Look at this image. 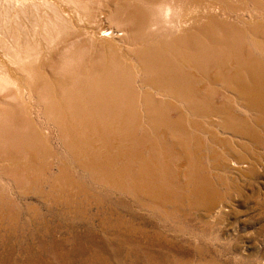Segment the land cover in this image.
Segmentation results:
<instances>
[{
    "label": "rangeland",
    "instance_id": "obj_1",
    "mask_svg": "<svg viewBox=\"0 0 264 264\" xmlns=\"http://www.w3.org/2000/svg\"><path fill=\"white\" fill-rule=\"evenodd\" d=\"M60 1L58 3L59 5L61 3ZM134 1L136 4L133 3ZM164 1H171V0H164ZM174 1L175 3H178L177 5L179 6L181 5L180 7L176 5L178 8L175 7L174 12L173 10L171 12L169 10H165L164 12H159L158 11L159 7L157 8V6H155L154 8L153 5L150 6L148 2L145 3L141 1L138 2V0L137 1L133 0L132 2L133 7L137 5L141 6L140 7L141 9L139 11H136L137 15H138V12L140 11L142 12L139 14L142 17L140 21L141 22L145 20L149 21V22L145 21L148 23L143 22L142 27H140L141 29L139 28L140 30H138L140 36L146 35L147 38H145L144 36L141 37V39L145 38L143 39L144 41L141 40L140 38L139 40L135 39L133 36H131V35H134L133 33H130L129 34L130 36L125 35L124 31H120L118 32V34L116 32L112 35L114 37H116L117 35L118 36L123 35V36L121 37L117 36L116 38H114L110 35L111 37L108 36L107 41L103 40V43L101 44L99 43L102 42V39L101 40L96 39V41L89 40L91 43H89L87 39V44H91L90 45L91 51L93 50L92 51L93 55H92V52H90L92 57L93 56L96 57V55L98 56L100 52L102 54L101 50H103V52L106 51L105 53L107 54H110L113 51L115 52L114 54H116L115 56L118 58V60L120 59V61L122 60L121 62H123V63H120L119 61L118 66L115 65L116 67L111 65L112 68L115 69L116 71L119 68L117 72L116 71L113 72L114 70L110 69L111 68L110 65L109 66L107 65L108 69L105 68L107 66H104L105 62L103 60L100 61L101 67L99 68L101 69L96 70V73H95V70L94 72L93 71L88 72L90 69L89 68L87 69L88 67L87 64H84L86 66L82 67V70L83 71L85 70L84 73H86L87 75L89 73V75H92L90 77H95L94 78L95 80H98L97 78L101 76L100 77L101 79L106 78L104 79V81L107 83L108 77H109L110 78L109 84H113L115 87L116 85H118L115 90H111V89L108 90L109 96L115 95L113 97H115L116 99L118 98L117 99L118 103L120 102L121 104V105L119 104L120 111L126 113V115L129 113L127 115L129 120L127 119L126 124L128 127H131V128L126 127L125 123H124L125 126H123L124 125L123 123H118L121 120L116 121L115 122L116 124H113V123L111 124V127L114 125L113 126L114 128H112L114 134L118 132L116 134L117 137L119 136L122 137L123 133H126V132H127L126 133L127 135L129 134L128 135L129 138L127 140L128 143L123 142V145H122L121 141H120L121 144L117 142L115 146L116 149L114 148L113 152L111 150L109 151L108 149L104 148L105 141L103 140L101 142H98V144L100 145V151L95 152L93 148L85 147L84 150H86L89 155L84 156L83 153H81L82 154L81 155L80 153H77L76 151L70 149L65 144V140L63 141V138L60 135L59 127L56 126L57 124L53 121V119L49 118V116L47 115L48 114V111L46 108L47 105H44V100H43L44 98H42L40 91L38 92L35 91L34 94L31 96L28 90L27 91L25 90V92L23 91L20 92L17 89L16 85H13V84L10 85L9 82L7 83L4 82V86L0 87V113H1L0 120L1 119L7 120L5 121V123L1 121L0 126L3 127L5 131H9L8 133L18 132L17 134L21 133L20 135H23L25 138H27V135L31 133L33 134L35 133L36 130H38L42 134L41 136L43 138V142L40 144L34 145L33 142H30V143L28 142V144L26 143L23 146V147H27V149L33 152V154L35 153L36 157H38V160L42 162L41 163L42 165L41 164L38 165L34 163V161H31L30 158L27 156V154H25V151L23 150V148L16 147V145H14V143L12 142H15L16 144H18V141H16L14 138H11L10 142H5L4 145L0 146V264H264V146H261V145H264V141H263L264 135H261V134H264L263 133L264 123L261 122V121L264 122V119L262 120V118H264L263 117L264 113L263 115H261L262 111L260 110V109H264V106H260L257 103L255 104L250 103L249 101L247 102L246 100H239L238 98L239 92H238V87L236 85V82H233L227 79V76H230L231 74H235L237 76V80H240V78H242V80L240 81L248 85V84H252V80L255 81L257 79V74L260 71L264 72V56H263L264 47L258 44L259 42L264 40L263 39L264 31H262L264 29V0H233V1L225 0L226 3L224 0H220V1L215 0L217 1V2H214L215 6L217 3V6L220 8H217L214 11L211 10L210 8H209L210 10L208 8H197L194 5H192L191 0H185V1L184 0H174ZM204 1L208 5L211 0H204ZM218 1L220 4H224V5H219ZM222 1L224 3H222ZM181 2L185 3L184 6L183 4H180ZM211 3L209 5H211ZM144 4H146V7ZM155 4L157 5V3H154V5ZM229 4L231 5L229 6ZM236 4H238L237 7H235ZM226 5L228 6V9ZM61 6L62 8H64L63 7L64 5H60V7ZM142 7L144 10L142 9ZM222 7H224L227 11L223 9ZM60 9L61 8H58V10L61 13L63 9L61 10ZM146 9L148 13L146 12ZM181 9H182V12H180ZM219 9L220 10L222 9L221 12ZM183 10L185 13L183 12ZM187 11L189 12L188 14H187ZM153 13L155 14L152 17ZM190 13H192V15ZM216 13L218 14L220 13V14L219 15L217 14L216 16ZM146 14H148V16ZM194 14L196 16H194ZM72 15L73 17H70L71 19H76V17L77 19L75 20L74 26H72V24H70L69 21L67 22L68 26L69 27L71 26L70 28L68 27V31L70 32V29L72 28L75 29V30L72 29L70 32V33L74 32L73 35H75L76 29L79 27V25L80 27L78 29L80 28L82 29L83 24L79 20L80 18L78 17L77 14L76 16L75 14H72ZM180 15H182V17ZM201 15L202 17H200ZM145 16L147 17V19ZM150 16H151V19L154 20V22L150 21L151 20ZM156 17L158 18L157 20L155 19ZM160 17H162V19L164 20H162ZM185 17H188L189 20L187 19L188 21H186ZM213 17L214 19H212ZM196 18L200 20L202 19L203 21L202 20L199 21ZM158 20H160V22ZM165 20L167 23H170V24H167ZM196 20L199 22H197ZM221 20L223 21V23ZM162 21H163V25H162ZM204 21L206 23L210 21L211 22L208 25L204 23ZM226 22L228 23L226 24ZM230 22L234 25H232ZM103 23H104V26H107V28L109 29L110 28H113L116 30L118 29V27L114 25L115 23H112L111 21L109 22L103 21ZM150 23H151V26H150L151 29L150 28L146 29V27H149L148 24ZM198 23H199V26H197ZM156 24H158L157 27H159L160 29L157 27H154V25ZM224 24L226 25L225 27H223ZM184 25H185V28L183 27ZM143 26L145 27L143 28ZM213 26H215V28ZM256 26H259V27H257L256 29L255 28ZM203 27H205L204 29L208 30V32L202 29ZM210 27H213L214 30H212V28L210 30ZM201 29L203 30V32ZM260 29L262 32L260 31ZM195 30H196V34H194ZM209 30L211 31L213 35L210 33ZM255 30L257 31L254 32ZM111 31L106 33V35H109ZM191 31L192 33L189 34V32ZM217 33H218V36H217ZM81 34H79L81 36L79 37L80 38L83 37L82 40L87 38L85 37L86 35H83V34L81 35ZM161 34L164 36V39L161 38L162 37ZM184 34H186L185 36H187V38H190L191 43L190 44L182 43L184 45L183 47V45L181 43H178L176 39L180 35L185 38ZM201 35L203 39L201 38ZM227 35L228 37H231V38H228ZM124 36H127V37L124 39ZM219 36L223 38V40ZM34 37L37 40L38 38H40L39 35H34ZM72 38L74 40V37H71L70 40H72ZM212 39H214V42L216 41L217 43L212 42ZM109 40L111 42H109ZM126 40L128 41V43L126 42ZM194 40L195 41L198 40L199 42H195ZM200 40H202V42ZM203 40L206 41V45H203L205 44ZM224 40H225V43H224ZM207 41L209 45L207 44ZM221 41H223L224 44L220 43ZM140 42L142 45H140ZM200 42L203 48L199 46ZM104 43H105V46H101V45H104ZM176 43H178L179 45ZM237 43H239V45ZM173 44H174V48L176 47V45L179 46V47H176L177 53L175 49L172 48ZM62 45L63 44L61 45L59 44L57 45V47L58 46L60 47ZM98 45H100L101 47L100 50H98ZM110 45H112L113 47ZM151 45L154 46V47L152 46L153 50L158 49L160 50V52L162 49L164 50V51L162 50L163 52V53L161 52L162 54L160 53L161 55L160 57L156 55L155 50L154 51L152 50ZM164 45L167 48L164 47ZM189 45L192 48H190V50H187L189 48ZM209 46L211 47L210 49H209ZM244 46L246 47L244 48ZM143 48H144V51H143ZM145 48L149 51V53L145 51L146 50ZM206 48H208L207 52H206ZM260 48L262 50H260ZM109 49L112 51L110 52ZM183 49L184 51H181ZM194 49L197 50V52ZM211 49L212 50L215 49L213 50L214 53L212 52ZM236 49L239 51H236ZM97 51L98 52L100 51V52L98 53ZM136 51L137 53L139 52L138 55ZM151 51L154 52V54L156 55V58L159 57L160 59L159 58L158 60L153 59L155 58V56L147 57L148 54H152ZM200 51H203V53H200ZM224 52L226 53V55ZM126 53L128 54V56ZM210 53L214 54L215 57L214 55ZM234 53H238V56H235ZM250 53H253L256 56ZM142 54H145V55H142ZM163 54L166 56V60ZM182 54H187L188 56H182ZM198 54H201V56ZM227 54L229 55L230 59L228 58ZM2 55L3 54L0 53V60H1L0 64L3 62L5 63V58L2 57ZM171 55H173V57H171ZM144 56H146L147 58ZM178 56L181 60L178 58ZM197 56L200 58L201 61L203 60L204 62L202 61L201 63L200 60H198L199 58ZM226 56L228 59L226 58ZM258 56H261V57H258ZM139 57L140 59H138ZM161 57L163 58L161 59ZM181 57L182 58L186 57L189 63L186 62L184 64L183 62L184 58L182 59ZM190 57L191 59H189ZM142 58H145V60H147L148 58L153 59L154 61L156 60V62L158 63H161L162 61V65H164L165 66L164 68L168 71L166 72V76L168 73L171 75L174 73L173 75L175 78L174 77L168 78V79H173V81L172 80L167 81L165 77L162 75V73L160 74L157 69L155 70V73H156L155 76L154 74L146 75L145 73L147 71L142 68L143 67L142 65H144V62L141 61V60H144ZM192 58L195 59V62H196L195 65H194V59ZM205 58L207 59L210 58L211 60L209 59V61H213L212 63H215V64L212 65V63L209 62ZM221 58L222 59L224 58L225 60L224 59L222 60ZM243 58L248 59V60H245ZM260 58L262 62L260 61ZM176 59H178L180 62H178V60ZM205 60H206V63H205ZM217 60H219L220 62ZM171 61H173L172 62L173 65L170 64ZM176 61L177 63L175 64ZM215 61H217L218 63ZM148 62H150V60ZM166 62H169V63L166 64ZM229 62L232 64L230 65ZM257 62H258V66H257ZM244 63H252L251 65L253 66L256 65V66L252 67L251 71L243 68L242 66L239 67L240 65H243ZM201 64L205 66L202 67L203 65ZM223 64L225 66L222 67ZM119 65L121 66V68L119 67ZM195 67H198V68H195ZM205 67L206 69L208 67L207 74H206L207 71H205L206 70ZM228 67L230 70L228 69ZM131 68L132 70H130ZM199 68H200V71H196V70H199ZM209 68H211V70ZM233 68H235V70L232 71ZM174 69H176V71ZM181 70L183 71V73ZM103 71H105V73ZM106 71L108 72V74ZM126 71L127 72L131 71V72L127 73ZM238 71H240V73ZM102 72L104 75L103 74L100 75V73ZM246 72H247V75H246ZM48 73L49 75H52L50 71H48ZM128 74L129 76H126ZM190 74H192L191 75L192 77H189ZM248 74L251 76H249ZM109 75L112 76L114 81H116V79L117 81L113 83L112 81L113 79ZM203 75L205 78L202 77ZM207 75L213 78L210 79ZM194 76L196 78H194ZM214 76L216 77L214 78ZM150 77L151 78L153 77L154 79L153 78L151 79ZM163 77H164L165 84L163 80L161 79ZM197 77H198V80H197ZM0 78H1L0 82L3 83L4 81L3 76H0ZM23 78L26 79V77L24 76ZM155 79L156 81H154ZM180 79H183V80L185 79V80L183 82V81H180ZM152 80L153 82L151 83ZM189 80H191V82ZM99 81L102 83L103 80L99 79ZM118 81H120L119 82L120 84L118 83ZM142 81L143 82L145 81L144 83H142L143 85L141 84ZM203 81H205V83L209 82L208 83L209 85L205 84ZM157 82L159 85L157 84ZM172 82H174L175 85H173L174 83L172 84ZM195 82H197V84ZM214 82H216L215 85H214ZM150 83L153 84L154 86L151 85ZM183 83L184 85L189 83L188 84L189 87L188 85H185V86L183 85L182 87ZM194 83L196 84V86L194 88H190L191 85L192 87L195 85ZM125 84L126 86H124ZM171 84L172 86H170ZM166 85H168L169 88ZM198 85H201V86L199 87ZM204 85L206 86L204 87ZM149 86H152V87H149ZM160 86L162 87L165 86V89H170V91L173 90V87H174L175 89L174 91H171V93H174L175 90L177 92H175V94L172 95L169 90L164 89L165 90L164 92L163 88ZM207 86L210 89H207L206 88ZM223 86L225 90L223 89ZM5 87L6 88L9 87L8 90L5 89ZM159 87L162 88L163 94H159V93H162V90H160L159 92ZM263 87H262V90L264 91ZM102 88H105V87H102ZM132 88L136 90L134 91ZM218 88H220V90ZM125 90H128V91H125ZM150 90L151 91L153 90L152 93ZM156 90L158 91L156 92ZM184 90H187V91L184 92ZM191 90H193L194 92L198 90L196 92V93L199 92L198 95ZM147 91H149V93ZM181 91L182 93H185V94L186 92L188 93L190 92L192 93V96L196 94L197 97L195 96L192 97L190 93H189L190 96L188 93H187L188 95L179 93ZM209 91L210 93L208 94ZM204 92L206 95L204 94ZM215 92H216V95L219 94V96H215L214 94ZM121 93L122 94L126 93L123 96L127 95V97H123ZM225 94L226 95L228 94L230 97L232 95V99L228 95L226 96ZM119 95L122 96L121 98L122 100L121 99L119 100V98L121 97ZM171 95L172 97H174L173 99L171 98ZM177 95H179L178 96L179 98L177 97ZM139 96L141 97L139 98ZM187 96L189 97L187 98ZM210 97L211 99L212 98L214 99H212L211 101L209 100ZM138 98L140 100H138ZM185 98L189 99V101ZM206 98L208 102L207 100L205 101ZM123 99L126 101H124ZM131 99L132 101H130ZM153 99L156 100L157 103H155ZM175 99L177 101H175ZM192 100L195 102L197 101V102L194 103ZM229 100H231L232 102ZM128 101H130L131 103L135 101L133 103L134 106ZM146 101H147V104H146ZM169 101H172V102H169ZM221 101L222 103H220ZM126 102L128 106L126 105ZM203 102L205 103L204 105H202ZM209 103L212 104L213 106L210 105ZM240 103H243V106ZM177 104L179 105V107ZM189 105L190 107H188ZM208 105H210L209 107L211 109L208 107ZM158 106L160 110H161L160 107L163 106L162 107L163 110L159 111ZM181 106H182V110H181ZM223 106L225 109L223 108ZM248 106L250 107L248 108ZM185 107L187 109H184ZM192 108L194 109L192 110ZM215 108L216 110H218L220 114L215 110ZM179 109L181 111H183L184 109L183 113L185 115L182 114V112L180 113ZM246 109H248L249 111L248 110L246 111ZM148 110H150V113ZM250 110L252 111V113ZM190 111L193 113H191ZM195 111H197V113ZM132 112L133 113L136 112L135 113L136 115L132 114ZM199 112L202 115H199L198 114ZM231 113L233 115H231ZM149 114L151 117H149ZM158 114H161L162 116ZM214 114L216 116H214ZM225 114H227L229 117L228 116L226 117ZM152 115L154 116L152 117ZM156 115H157V119H156ZM104 117H106V119H104L103 121L102 119ZM158 117H161V118H158ZM178 117H180V119H178ZM230 117H231V120H230ZM103 118H100V115L97 116V119L99 121L101 120L99 122L100 125L104 123L103 126H105L106 130H108L107 124H108L109 115L105 114L103 115ZM164 118H166L167 120ZM217 118H219V121L217 120ZM11 119L13 120L15 119V121L18 123L17 126H15L14 124H11ZM163 119L166 121L165 123ZM209 119L210 120L212 119V121H210ZM245 119L249 121V123ZM89 120L91 123H94L96 121L95 119H92V118H89L88 121ZM223 120H226L224 122L227 124H225ZM252 120H253V123H252ZM227 121L229 122V124ZM177 122H178V125H176ZM184 122L186 123L185 126H184ZM207 122H209L210 124H213L211 122H214V123L216 122L218 125L217 124L210 125ZM242 122H245V123H242ZM138 123H140V125ZM158 123H162L161 127H160V124L158 126ZM167 123H170V124L166 125ZM254 123L257 125V127ZM19 124L23 126H21L20 128ZM30 124L32 125V127L30 126ZM95 124H98L97 121L95 122ZM133 124H134V127H133L134 129L132 128ZM207 124L210 125L212 128L214 126L216 130L212 129ZM240 124L243 126L240 128L241 130L238 128L239 126H241ZM177 126L179 127L178 129H176ZM182 126H184L183 129H181ZM253 126L256 128H254ZM202 127H206V128H202ZM258 127L260 128L258 129ZM121 128L122 130H120ZM242 128L244 129L246 128V129L244 130ZM208 129L212 133L209 132ZM249 129L251 130V132H249L250 131ZM129 130L130 131L132 130L131 131L132 133ZM120 131H122L123 133L121 132L120 134ZM181 131L182 132L184 131L183 134ZM205 132H209V133H205ZM240 132L243 134V136L242 134H240ZM253 132L255 135L253 134ZM183 135L185 137H183ZM253 135H254V138H253ZM258 136L260 137L258 138ZM191 137L194 140H192ZM214 137L216 139V142L214 141L215 140ZM226 137H228V139ZM172 138H174V140L178 142V144H175L176 142L172 141L173 140ZM178 138L179 139L181 138L180 139L181 141ZM198 138H200L201 142L199 141ZM252 138L254 140H252ZM117 139H118L117 141L120 140V138H117ZM222 139L224 143L222 142ZM231 140H232V143H231ZM260 140L262 142H259ZM194 141H198V142H194ZM170 142H173V143H170ZM182 142L184 143L183 146L181 144ZM203 142H205V146L201 147L204 145ZM201 143L203 144L201 145ZM211 143L213 145H211ZM219 143L225 144L226 146L220 145L221 146L220 147ZM241 143L243 144L240 145ZM246 143L249 144L248 145L249 147L247 146ZM130 144L132 145L129 146ZM229 144H231L232 147ZM250 144L253 145V147L252 146L250 147ZM184 145L187 147H185ZM193 145H195L194 148H193ZM218 146L220 147V149ZM234 146L237 150L234 148ZM213 147H215V149H213ZM130 149L133 151H131ZM154 149L156 150L154 151ZM238 149H240L242 152L240 150L238 151ZM123 150H125L127 153L125 155L126 157L124 156L125 158H122L123 156L120 157L121 152ZM247 150H249L250 153H248L249 151ZM193 151L194 152L196 151L195 154ZM111 152L114 154H112ZM128 152L130 154H128ZM185 152H186L185 156L187 158L183 154ZM187 152L189 153V155ZM212 152L213 154L214 152L215 153L218 152L219 154V155L217 154L218 157L216 154H214L215 155L214 156ZM239 152L241 153L239 154ZM251 152H254L255 154ZM109 153H111L112 155ZM243 153H245L247 156ZM118 154L120 155L118 156ZM10 155H15L16 158H18V160L16 162H12L8 160L7 157ZM116 155H117V158H116ZM198 156H201V157H198ZM127 157H129V159ZM195 157H196V160H195ZM213 157H215L218 160L220 158V160L222 161L220 162V160L218 161ZM92 158L95 159V161L97 160L96 162L104 163L102 164L104 168L103 167L101 168L100 167H89L87 163ZM97 158L100 160H98ZM138 159H141V160H138ZM223 159H225V161ZM149 160H152V161L149 162ZM214 160L216 161L214 162ZM185 161H186L185 164L187 166L183 163ZM196 161L197 163L198 162L199 163L197 164ZM108 162H110V164ZM114 162H115V165H113ZM192 162L194 164H192ZM148 163L152 167L149 166ZM196 164L197 166L195 167ZM228 165L230 166L228 167ZM79 166H82V167H79ZM197 167L200 172L196 170ZM110 169L111 171L113 170L112 171L113 174L111 171L110 173L109 171H107ZM190 170H192L193 172ZM196 171H198V174ZM193 173L197 175L194 176ZM184 174H187V175L185 176ZM206 178H207V181L210 180V182L212 183L207 182ZM202 179H204L205 182H202L203 181ZM206 182L208 183V185ZM193 183L195 186L193 185ZM206 187L208 190L206 189ZM202 188L204 190H202ZM195 190H197V192H195ZM205 192L208 194H205ZM210 192L212 195L210 194ZM209 195H210L209 197L210 199L209 198L206 199V197ZM211 196L215 198L212 199ZM203 199L205 202L202 201ZM211 200L213 201V203L211 202ZM207 203L209 205V208H207L208 207ZM211 204H214V205H211ZM213 206H215L214 209H213Z\"/></svg>",
    "mask_w": 264,
    "mask_h": 264
},
{
    "label": "bare ground",
    "instance_id": "obj_2",
    "mask_svg": "<svg viewBox=\"0 0 264 264\" xmlns=\"http://www.w3.org/2000/svg\"><path fill=\"white\" fill-rule=\"evenodd\" d=\"M60 1V0H59ZM59 1L58 0H0V53H2L3 55H2V57H4L5 58V63L3 62V63H1L0 64V76H3V78H4V81H3V83L2 82H0V87L1 86H4V82H9L10 83V85L11 84H13V85H16L17 86V89L20 91V92H25V90L27 91H29L30 92V94H31V96L34 94V92L35 91H40L41 92V96H42V98H44L43 100H44V105H47V111H48V116H49V118H51V119H53V121L57 124L56 126H58L59 127V130H60V135H61V137L63 138V141L65 140V144L67 145V147H69L70 149H72V150H74V151H76L77 153H83L84 154V156L85 155H89L88 153H87V151L86 150H84L85 149V147H91V148H93L94 149V151L96 152V151H100V145L98 144V142H101L102 140L103 141H105L104 142V145H105V147L104 148H106V149H108L109 151L111 150L112 152L114 151V148L116 149V144H117V142H119L120 144H121V142H122V145H123V142H127V140H128V135L126 134V133H123L122 131H120V134H121V132L123 133V135H122V137H117V133L116 134H114V132H113V130H112V128H114L113 126L111 127V124L113 123V124H116L115 122L116 121H118V120H121L120 122H118V123H127L126 121H127V119H128V114L126 115V113H124V112H122V111H120V102L118 103V98L116 99L115 97H113V96H115V95H111V96H109V91L108 90H115L116 89V87L118 86V85H116V87L113 85V84H109L110 83V81H109V77H108V81H107V83L104 81V79H106V78H104V79H101L100 77V75L101 74H103V72L105 73V71H103L102 73H100V77L99 78H97L98 80H95L94 78L95 77H90V76H92V75H89V73H88V75L86 74V73H84V71L82 70V67L84 66H86V65H84V64H87V69L89 68L90 70L88 71V72H90V71H93L94 72V70H95V73H96V70H100L101 68H99V67H101V65H100V61L101 60H103L104 62H105V64H104V66H111V65H113L114 67H116V66H118V64H119V61H120V59L118 60V58L115 56L116 54H114L115 52H113L112 50H110V54H107V53H105L106 51H104L103 52V50H101L102 51V54H101V52L99 53L98 51V53H99V55L97 56L96 54H94V55H96V57L95 56H93L92 57V55H93V50L91 51V44H87V39H88V41L90 40V41H92V40H95L96 41V39H99V40H101L102 39V42H100V41H98V42H100L99 44H101V43H103V40H105V41H107V39H108V36H112L114 33H116L117 32V34H118V32H120V31H124V33H125V35H129L130 33H133L134 35H131V36H133L135 39H137V40H139V38L141 39V37H145V38H147L146 37V35H141L140 36V34H139V32H138V30H140L141 28L140 27H142V23L144 22V23H148L149 21L148 20H145V21H148V22H145V21H143V22H141L140 20L142 19V17L139 15L140 13H142L141 11L140 12H138V15L136 14V11H139L141 8V6L140 5H137V6H135V7H133V5H132V2H133V0H61L60 2V5H64L63 7L64 8H62V6L60 7V5L58 4L59 3ZM137 1V0H136ZM139 1H141V2H148L149 4H150V6L151 5H153V7L155 8V6H157V8L159 7V12H164L165 10H169L170 12L173 10V12H174V9H175V7H180L179 5H177L178 3H175V1L174 0H171V1H164V0H138V2ZM164 1V2H163ZM185 1V0H184ZM183 1V2H184ZM192 1V5H194L195 7H197V8H210L211 10H216L217 8H220V7H218L217 6V3H216V6H215V3L214 2H217V1H213V0H211L212 1V3H211V1L209 2V4L211 3V5H207V3H205V1L204 0H191ZM220 1V0H219ZM219 1H218V4L219 5H224V4H220L219 3ZM225 1V0H224ZM228 1H230V0H228ZM231 1H233V0H231ZM180 2V1H179ZM188 2V1H187ZM187 2H186V4H187ZM208 2V1H207ZM254 2V1H253ZM133 3H135V1L133 2ZM147 3V4H148ZM154 3H157V5L155 4L154 5ZM222 3H224L223 1H222ZM225 3H226V1H225ZM227 3H229V2H227ZM236 3H238V2H236ZM136 4V3H135ZM138 4H140V3H138ZM143 4V3H142ZM180 4H183V6H184V4L185 3H180ZM232 4H234V3H232ZM145 5V7H146V4H144ZM177 5V6H176ZM231 4H229V6H230ZM186 6V5H185ZM227 6V5H226ZM238 6V4H236V6L235 7H237ZM177 7V8H178ZM187 7V6H186ZM58 8H61V9H63V11H61V13H60V11L58 10ZM151 8V7H150ZM182 8V7H181ZM223 9H225L224 7H222ZM60 9V10H61ZM142 9H143V7H142ZM153 9V8H152ZM186 9H188V8H186ZM209 9V10H210ZM227 9H228V6H227ZM232 9V8H231ZM234 9V8H233ZM144 10V9H143ZM157 10V9H156ZM193 10V9H192ZM191 10V11H192ZM220 10V9H219ZM222 10V9H221ZM221 10H220V12H221ZM226 10V9H225ZM179 11V10H178ZM189 11V10H188ZM187 11V14L189 13ZM195 11V10H194ZM205 11H206V9H205ZM208 11V10H207ZM227 11V10H226ZM233 11V10H232ZM144 12V11H143ZM146 12L148 13V11H147V9H146ZM152 12V11H151ZM176 12V11H175ZM180 12H182V9H181V11ZM183 12H184V10H183ZM185 13V12H184ZM193 13V12H192ZM192 13H190L191 15H192ZM209 13H211V12H209ZM213 13H215V12H213ZM227 13V12H226ZM72 14H75V16H76V14L78 15V17L80 18H78L81 22H82V24H83V26H82V29L80 28V29H78L79 27H80V25H79V27L76 29V33H75V35H73V33H70L71 32V30L73 29H70V32L68 31V24H67V22L69 21V23L70 24H72V26H74V23H75V20L77 19V17H76V19H71L70 17H73V15ZM155 13H153L152 14V17H153V15H154ZM172 14V13H171ZM179 14V13H178ZM186 14V15H187ZM217 14L218 13H216V16H217ZM220 14V13H219ZM218 14V15H219ZM142 15V14H141ZM147 16H148V14H146ZM151 15V14H150ZM199 15V14H198ZM213 15V14H212ZM67 16V17H66ZM69 16V17H68ZM157 16H158V14H157ZM171 16V15H170ZM176 16V15H175ZM181 17H182V15H180ZM189 16V15H188ZM194 16H196L195 14H194ZM206 16V15H205ZM146 17V16H145ZM200 17H202V15L200 16ZM75 18V17H74ZM158 18H159V16H158ZM157 17L155 18L156 20L158 19ZM161 19H162V17H160ZM168 18V17H167ZM172 18V17H171ZM174 18V17H173ZM146 19H147V17H146ZM149 19V18H148ZM150 19H151V16H150ZM154 19V18H153ZM169 19V18H168ZM184 19V18H183ZM185 19H186V21H188L189 20V18L188 17H185ZM184 19V20H185ZM188 19V20H187ZM191 19V18H190ZM196 19H198V18H196ZM205 19V18H204ZM208 19V18H207ZM212 19H214V17L212 18ZM78 20V21H79ZM155 20V21H156ZM162 20H164V19H162ZM174 20V19H173ZM173 20H171V21H173ZM199 21H201L200 19H198ZM206 20V19H205ZM210 20H211V18H210ZM103 21H111L112 23H115L114 25L115 26H117L118 27V29L116 30V29H113V28H107V26H104V23H103ZM150 21H152V22H154V20H150ZM159 22H160V20H158ZM168 21H170V20H168ZM191 21V20H190ZM197 21V20H196ZM199 21H197V22H199ZM203 21V20H202ZM214 21H216V20H214ZM222 21V20H221ZM157 22V21H156ZM165 22H166V20H165ZM182 22H184V21H182ZM211 22V21H210ZM210 22H208V23H206L205 21H204V23H206V24H208L209 25V23ZM158 23V22H157ZM167 23V22H166ZM193 23V22H192ZM196 23V22H195ZM202 23V22H201ZM222 23H223V21H222ZM225 23V22H224ZM228 22H226V24H227ZM231 23V22H230ZM167 24H170V23H167ZM191 24V23H190ZM205 24V25H206ZM212 24V23H211ZM232 24V23H231ZM76 25V24H75ZM106 25V24H105ZM110 25V24H109ZM113 25V24H112ZM113 25V26H114ZM144 25V24H143ZM149 25V27H146V29L148 28H150V26H151V23L150 24H148ZM153 25V24H152ZM160 25V24H159ZM162 25H163V21H162ZM182 25V24H181ZM229 25V24H228ZM232 25H234V24H232ZM78 26V25H77ZM146 26V25H145ZM145 26H143V28L145 27ZM158 26V24H156V25H154V27H157ZM175 26V25H174ZM177 26V25H176ZM189 26V25H188ZM187 26V27H188ZM193 26V25H192ZM197 26H199V23H198V25ZM203 26V25H202ZM201 26V27H202ZM212 26V25H211ZM222 26V25H221ZM226 25L224 24L223 25V27H225ZM230 26V25H229ZM71 27V26H70ZM69 27V28H70ZM161 27V26H160ZM162 27H164V26H162ZM166 27V26H165ZM172 27V26H171ZM184 28H185V25L183 26ZM214 28H215V26H213ZM213 27H210V30H211V28H212V30H214L213 29ZM257 27H259V26H256L255 28L257 29ZM140 28V29H139ZM157 28H159V27H157ZM189 28V27H188ZM192 28V27H191ZM205 27H203L202 29H204ZM207 28V27H206ZM230 28V27H229ZM254 28V29H255ZM151 29V28H150ZM160 29V28H159ZM195 29H197V28H195ZM200 29V28H199ZM198 29V30H199ZM201 29V30H202ZM209 29V28H208ZM238 29V28H237ZM254 29H252V30H254ZM73 30H75V29H73ZM112 30V31H111ZM186 30V29H185ZM194 30V29H193ZM205 30V29H204ZM209 30V31H210ZM251 30V31H252ZM109 31H111L110 32V34L109 35H106V33H108ZM167 31V30H166ZM200 31V30H199ZM206 32H208V30H205ZM204 31V32H205ZM223 31V30H222ZM257 30H255L254 32H256ZM260 31H261V29H260ZM262 31H264V29L262 30ZM261 31V32H262ZM150 32V31H149ZM155 32V31H154ZM202 32H203V30H202ZM201 32V33H202ZM233 32V31H232ZM83 34V35H86L85 37H87L86 39H83L82 40V38H80L81 36L79 35V34ZM141 33V32H140ZM153 33V32H152ZM184 33V32H183ZM190 33H192V31L191 32H189V34ZM200 33V32H199ZM210 33H211V31H210ZM214 33V32H213ZM81 34V35H82ZM194 34H196V30H195V33ZM212 34V33H211ZM215 34V33H214ZM237 34V33H236ZM239 34V33H238ZM257 34V33H256ZM34 35H39L40 36V38H38V40L37 39H35V37H34ZM154 35V34H153ZM156 35V34H155ZM162 35V34H161ZM182 35V34H181ZM180 35V36H181ZM186 34H184V36H185ZM206 35V34H205ZM204 35V36H205ZM213 35V34H212ZM240 35V34H239ZM259 35H260V33H259ZM264 35V34H263ZM80 36V37H79ZM110 36V37H111ZM115 36H116V34H115ZM118 36V35H117ZM116 36V37H117ZM121 36H123V35H121ZM121 36H118V37H121ZM130 36V35H129ZM157 36V35H156ZM180 36L176 39V41L178 42V43H188V44H190L191 42H190V38H187V36H185V38L184 37H182L181 36V38H180ZM189 36V35H188ZM193 36V35H192ZM197 36H199V35H197ZM209 36H210V34H209ZM208 36V37H209ZM217 36H218V33H217ZM216 36V37H217ZM71 37H74V40H73V38H72V40H70L71 39ZM112 37H114V36H112ZM116 37H114V38H116ZM127 36H124V39L126 38ZM213 37V36H212ZM216 37H215V39H216ZM220 37V36H219ZM223 37V36H222ZM227 37H228V35H227ZM261 37H263V36H261ZM80 38V39H79ZM145 38H143V39H145ZM152 38V37H151ZM161 38H163L164 39V36L162 35V37ZM201 38L203 39V37H202V35H201ZM221 38V37H220ZM226 38V37H225ZM228 38H231V37H228ZM113 39V38H112ZM122 39V38H121ZM120 39V40H121ZM123 39V40H124ZM129 39V38H128ZM143 39H141V40H143ZM165 39H167V38H165ZM193 39V38H192ZM222 40H223V38H221ZM264 39V38H263ZM120 40H118V41H120ZM130 40V39H129ZM134 40V39H133ZM151 40V39H150ZM205 40H207V39H205ZM205 40H203V42L205 43V44H203V45H206V41ZM220 40V39H219ZM89 41V43H91ZM104 41V42H105ZM144 41V40H143ZM154 41V40H153ZM195 41V40H194ZM201 42H202V40H200ZM218 41V40H217ZM109 42H111L110 40H109ZM126 42L128 43V41L126 40ZM149 42V41H148ZM152 42V41H151ZM155 42V41H154ZM158 42V41H157ZM161 42V41H160ZM195 42H199L198 40L197 41H195ZM201 42L199 43L200 45L199 46H201ZM212 42H214V39H212ZM216 42V41H215ZM214 42V43H215ZM228 42V41H227ZM230 42H232V41H230ZM108 43V42H107ZM114 43V42H113ZM132 43V42H131ZM137 43V42H136ZM143 43V42H142ZM146 43V42H145ZM150 43V42H149ZM153 43V42H152ZM164 43V42H163ZM162 43V44H163ZM178 43H176V44H178ZM217 43V42H216ZM220 43H222V44H224L225 43V40H224V43H223V41H221ZM240 43V42H239ZM239 43H237L238 45H239ZM258 43V42H257ZM61 45V44H63L62 46H58L57 47V45ZM109 44V43H108ZM126 44V43H125ZM133 44V43H132ZM144 44V43H143ZM147 44V43H146ZM145 44V45H146ZM167 44V43H166ZM175 44V45H176ZM207 44L209 45V43H208V41H207ZM235 44V43H234ZM260 46H263L264 47V40L263 41H261V42H259L258 43ZM112 45H114V44H112ZM112 45H110V46H112ZM139 45V44H138ZM140 45H142L141 44V42H140ZM144 45V46H145ZM150 45V44H149ZM179 45V44H178ZM178 45H176V47H179ZM183 45V44H182ZM181 45V46H182ZM192 45V44H191ZM254 45V44H253ZM255 45H256V43H255ZM254 45V46H255ZM96 46V45H95ZM101 46H105V43H104V45H101ZM124 46V45H123ZM143 46V47H144ZM153 45H151V47H152ZM155 46H156V44H155ZM158 46V45H157ZM160 46V45H159ZM163 46V45H162ZM173 47L172 48H174V44L172 45ZM193 46V45H192ZM197 46H198V44H197ZM221 46V45H220ZM56 47V48H55ZM109 47V46H108ZM113 47V46H112ZM115 47V46H114ZM148 47V46H147ZM150 47V48H151ZM154 47V46H153ZM153 47H152V50H153ZM164 47H166L165 45H164ZM176 47L174 48L175 49V51L177 50L176 49ZM183 47H184V45H183ZM182 47V48H183ZM186 47H187V45H186ZM206 47H208V46H206ZM223 47V46H222ZM232 47V46H231ZM231 47H229V48H231ZM234 47V46H233ZM246 46H244V48H245ZM262 47V48H263ZM110 48V47H109ZM116 48V47H115ZM149 48V49H150ZM156 48V47H155ZM161 48H163V47H161ZM167 48V47H166ZM190 48H192L190 45H189V48L187 49V50H190ZM194 48V47H193ZM197 48V47H196ZM201 48H203V46H201ZM200 48V49H201ZM211 47L209 46V49H210ZM228 48V49H229ZM249 48V47H248ZM101 49V47H100V45H98V50H100ZM102 49H104V48H102ZM122 49V48H121ZM146 49V48H145ZM159 49H160V47H159ZM198 49V48H197ZM205 49V48H204ZM207 49L208 48H206V52H207ZM223 49H225V48H223ZM234 49V48H233ZM257 49V48H256ZM264 49V48H263ZM94 50H95V48H94ZM105 50H106V48H105ZM114 50V49H113ZM134 50V49H133ZM138 50V49H137ZM155 50V53H156V55H158L159 57L161 56L160 55V53L162 52V50H161V52H160V50H158V49H154ZM153 50V51H154ZM167 50V49H166ZM191 50H193V49H191ZM195 50V49H194ZM212 50V49H211ZM213 50H215V49H213ZM213 50H212V52H213ZM221 50V49H220ZM249 50V49H248ZM259 50V49H258ZM260 50H262L261 48H260ZM108 51V50H107ZM115 51V50H114ZM119 51V50H118ZM139 51V50H138ZM140 51H141V49H140ZM143 51H144V48H143ZM142 51V52H143ZM145 51H147V53H149V51L146 49ZM164 51V50H163ZM181 51H184V49L183 50H181ZM196 52H197V50H195ZM205 51V50H204ZM227 51H229V50H227ZM234 51V50H233ZM236 51H239V50H237L236 49ZM90 52H92V55H91V53ZM121 52V51H120ZM124 52V51H123ZM122 52V53H123ZM180 52V51H179ZM190 52V51H189ZM188 52V53H189ZM192 52V51H191ZM205 52V53H206ZM223 52V51H222ZM90 53V54H89ZM95 53H96V51H95ZM125 53V52H124ZM136 53H137V51H136ZM144 53V52H143ZM146 53V52H145ZM151 53L152 54H148V56L147 57H149V56H152V57H154L155 56V58H153V59H156V60H158V58L159 57H157L156 58V55L154 54V52H152L151 51ZM163 53V52H162ZM161 53V54H162ZM166 53V52H165ZM172 53H174V52H172ZM176 53H177V51H176ZM181 53V52H180ZM186 53V52H185ZM187 53V54H188ZM200 53H203V51H200ZM209 53V52H208ZM214 53V52H213ZM225 53V52H224ZM239 53V52H238ZM238 53H234V55L235 56H238ZM244 53V52H243ZM261 53V52H260ZM118 54V53H117ZM127 54V53H126ZM131 54V53H130ZM134 54V53H133ZM139 54V52L137 53V55ZM169 54V53H168ZM187 54H182V56H188ZM195 54V53H194ZM210 54H212V53H210ZM221 54V53H220ZM231 54V53H230ZM250 54H253V53H250ZM262 54V53H261ZM91 55V56H90ZM121 55V54H120ZM119 55V56H120ZM123 55V54H122ZM125 55V54H124ZM135 55V54H134ZM141 55V54H140ZM142 55H145V54H142ZM164 55V54H163ZM162 55V56H163ZM178 55V54H177ZM196 55V54H195ZM198 55H200L201 56V54H198ZM208 55V54H207ZM212 55H214V54H212ZM218 55V54H217ZM223 55V54H222ZM225 55H226V53H225ZM228 55V54H227ZM232 55V54H231ZM254 55V54H253ZM253 55H251V56H253ZM127 56H128V54H127ZM165 56V55H164ZM170 56V55H169ZM175 56V55H174ZM204 56H205V54H204ZM219 56V55H218ZM254 56H256V55H254ZM264 56V55H263ZM95 57V58H94ZM141 57V56H140ZM140 57L138 58V59H140ZM144 57H146V56H144ZM146 57V58H147ZM171 57H173V55H171ZM192 57H194V56H192ZM198 57V56H197ZM203 57V56H202ZM211 57V56H210ZM214 57H215V55H214ZM258 57H261V56H258ZM3 58V59H4ZM99 58V59H98ZM163 57H161V59H162ZM169 58V57H168ZM178 58H179V56H178ZM182 58V57H181ZM184 58V57H183ZM182 58V59H183ZM194 58H196V57H194ZM194 58H192V59H194ZM199 58V57H198ZM217 58V57H216ZM226 58H227V56H226ZM228 58H229V55H228ZM227 58V59H228ZM242 58V57H241ZM251 58V57H250ZM256 58V57H255ZM127 59V58H126ZM142 59H144V60H141V61H143L144 62V65H142L143 67V69L144 70H146L147 72L145 73L146 75H148V74H154V76H155V70L157 69L158 70V72L161 74L162 73V75L165 77V79L168 81V80H172L173 81V79H168L169 77H174V73L171 75V74H167V76H166V72H168L164 67V65H162V61L161 60H159V61H161V63H158V62H156V60L154 61L153 59H149L150 60V62H148L147 60H145V58H142ZM160 59V58H159ZM175 59V58H174ZM180 59V58H179ZM189 59H191V57L189 58ZM201 59H203V58H201ZM205 59H207V58H205ZM209 59L210 58H208L207 60L209 61ZM215 59V58H214ZM218 59V58H217ZM222 59V58H221ZM224 59V58H223ZM222 59V60H223ZM230 59V58H229ZM243 59H245V58H243ZM252 59H253V57H252ZM257 59V58H256ZM256 59H254V60H256ZM263 59V58H262ZM89 60V61H88ZM165 60H166V56H165ZM172 60H173V58H172ZM176 60H178V59H176ZM181 60V59H180ZM197 60V59H196ZM198 60H200V58L198 59ZM211 60V59H210ZM216 60V59H215ZM225 60V59H224ZM245 60H248V59H245ZM259 60V59H258ZM1 61V60H0ZM122 61V60H121ZM120 61V63H123V62H121ZM127 61V60H126ZM140 61V62H141ZM164 61V60H163ZM192 61V60H191ZM203 61V60H202ZM202 61L200 60V62L202 63ZM217 61H219V60H217ZM217 61H215V62H217ZM232 61V60H231ZM235 61V60H234ZM260 61H261V58H260ZM173 61H171L170 62V64H172L173 65V63H172ZM178 62H180L179 60H178ZM183 62H184V64L186 63V62H188V60H187V58L185 57L184 58V60H183ZM204 62V61H203ZM209 62H213V61H209ZM220 62V61H219ZM226 62V61H225ZM242 62V61H241ZM240 62V63H241ZM252 62V61H251ZM262 62V61H261ZM131 63V62H130ZM139 63V62H138ZM165 63V62H164ZM169 62H166V64H168ZM177 63V61L175 62V64ZM189 63V62H188ZM191 63V62H190ZM205 63H206V60H205ZM208 63V62H207ZM218 63V62H217ZM230 63V62H229ZM228 63V64H229ZM255 63H256V61H255ZM254 63V64H255ZM152 64V65H151ZM183 64V65H184ZM193 64V63H192ZM196 64V62H195V59H194V65ZM204 64V63H203ZM203 64H201V65H203ZM209 64V63H208ZM213 64H215V63H212V65ZM227 64V63H226ZM232 63H230V65H231ZM239 64V63H238ZM237 64V65H238ZM252 63H244L243 65H240L239 67H243V68H245V69H248V70H252V67H254V66H256V65H251ZM116 65V66H115ZM122 65V64H121ZM140 65V64H139ZM182 65V66H183ZM200 65V64H199ZM260 65V64H259ZM104 66H103V68H104ZM108 66L107 67H105V68H107L108 69ZM167 66V65H166ZM205 65H203L202 67H204ZM211 66V65H210ZM209 66V67H210ZM214 66H216V65H214ZM221 66V65H220ZM223 66H225L224 64L222 65V67ZM228 66V65H227ZM257 66H258V62H257ZM262 66V65H261ZM119 67L121 68V66L119 65ZM139 67V66H138ZM156 67V68H155ZM180 67V66H179ZM200 67V66H199ZM260 67V66H259ZM127 68V67H126ZM141 68V69H142ZM181 68V67H180ZM194 68V67H193ZM195 68H198V67H195ZM201 68V67H200ZM200 68H199V70H196V71H200ZM215 68V67H214ZM218 68V67H217ZM227 68V67H226ZM256 68V67H255ZM263 68V67H262ZM49 69V70H48ZM84 69V68H83ZM110 69H113L112 68V66H111V68ZM119 69V68H118ZM118 69H117V71H118ZM129 69V68H128ZM168 69V68H167ZM205 69H206V67H205ZM207 69H208V67H207ZM207 69L205 70V71H207ZM210 70H211V68H209ZM222 69V68H221ZM228 69H229V67H228ZM257 69V68H256ZM255 69V70H256ZM259 69V68H258ZM114 71L113 72H115L116 70L115 69H113ZM122 70H123V68H122ZM130 70H132V68L130 69ZM143 70V71H144ZM166 70V71H165ZM175 71H176V69H174ZM178 70H179V68H178ZM184 70V69H183ZM185 70H186V68H185ZM212 70H213V68H212ZM227 70V69H226ZM230 70V69H229ZM233 70H235V68H233L232 69V71ZM48 71H50V73L52 74V75H49V73H48ZM83 71V72H82ZM87 71V70H86ZM108 71H110V70H108ZM116 71V72H117ZM120 71V70H119ZM125 71V70H124ZM123 71V72H124ZM174 71V72H175ZM182 71V70H181ZM192 71V70H191ZM195 71V70H194ZM204 71V70H203ZM216 71V70H215ZM222 71V70H221ZM220 71V72H221ZM244 71V70H243ZM247 71V70H246ZM98 72V71H97ZM107 72V71H106ZM127 72V71H126ZM128 72H131V71H128ZM127 72V73H128ZM170 72H171V70H170ZM179 72V71H178ZM211 72V71H210ZM214 72V71H213ZM219 72V73H220ZM227 72V71H226ZM239 73H240V71H238ZM237 72V73H238ZM125 73V72H124ZM182 73H183V71H182ZM182 73H180V74H182ZM188 73V72H187ZM186 73V74H187ZM197 73V72H196ZM208 73V71L206 72V74ZM217 73H218V71H217ZM223 73V72H222ZM233 73V72H232ZM253 73V72H252ZM255 73V72H254ZM264 72H259L258 74H257V79L254 81V80H252V84H245L244 82H242V81H240V80H242V78H240V80H237V76L235 75V74H231L230 76H227V79H229L230 81H233V82H236V85H237V87H238V92H239V96H238V98H239V100H246L247 102L249 101L250 103H257L258 105H260V106H264V91L262 90V87L264 86V74H263ZM97 74H99V73H97ZM107 74H108V72H107ZM107 74H106V76H107ZM126 74V73H125ZM158 74V73H157ZM185 74V73H184ZM193 74V73H192ZM192 74H190V76L189 77H192L191 75ZM205 74V75H206ZM21 75H23L24 77H26V79L25 78H23V76H21ZM104 75V74H103ZM111 75V74H110ZM109 75V76H110ZM131 75H132V73H131ZM131 75H130V77H131ZM144 75V74H143ZM178 75V74H177ZM189 75V74H188ZM194 75H195V73H194ZM199 75V74H198ZM202 75V74H201ZM210 75V74H209ZM209 75H207L210 79L211 78H213V77H210ZM216 75V74H215ZM222 75V74H221ZM226 75H227V73H226ZM239 75H241V74H239ZM246 75H247V72H246ZM249 75V74H248ZM89 76V77H88ZM123 76V75H122ZM126 76H129V74L128 75H126ZM145 76V75H144ZM161 76V75H160ZM160 76H159V78H160ZM182 76V75H181ZM196 76H197V74H196ZM220 76V75H219ZM219 76H217V77H219ZM249 76H251V75H249ZM97 77V76H96ZM111 78H112V76H110ZM147 77V76H146ZM149 77V76H148ZM164 77L163 78H161L162 80H163V82H164ZM179 77H180V75H179ZM185 77V76H184ZM188 77V78H189ZM202 77H204V75L202 76ZM216 76H214V78H215ZM223 77H224V75H223ZM226 77V76H225ZM240 77V76H239ZM242 77V76H241ZM245 77V76H244ZM2 78V79H3ZM102 78H103V76H102ZM121 78V77H120ZM127 78V77H126ZM129 78V77H128ZM133 78V77H132ZM144 78V77H143ZM142 78V79H143ZM151 78V77H150ZM153 78V77H152ZM151 78V79H152ZM175 78V77H174ZM187 78V77H186ZM194 78H196L195 76H194ZM205 78V77H204ZM1 79V78H0ZM99 79L100 80H103L102 81V83L99 81ZM113 79V78H112ZM124 79H125V77H124ZM131 79V78H130ZM146 79V78H145ZM154 79V78H153ZM157 79V78H156ZM156 79L154 80V81H156ZM176 79H178V78H176ZM206 79H208V78H206ZM220 79V78H219ZM222 79V78H221ZM232 79V80H231ZM251 79V78H250ZM128 80V79H127ZM127 80H125V81H127ZM134 80V79H133ZM144 80V79H143ZM147 80H148V78H147ZM160 80V79H159ZM161 80V81H162ZM185 80V79H184ZM184 80L183 79H180V81H183L184 82ZM196 80V79H195ZM197 80H198V77H197ZM216 80V79H215ZM223 80H224V78H223ZM244 80V79H243ZM249 80V79H248ZM113 81V83H115L116 81H117V79H116V81H114V79L112 80ZM121 81V80H120ZM120 81H118V83L120 82ZM122 81H123V79H122ZM130 81H132V80H130ZM141 81V80H140ZM187 81V80H186ZM186 81H185V83H186ZM190 82H191V80H189ZM192 81H193V79H192ZM200 81V80H199ZM208 81V80H207ZM227 81V80H226ZM250 81V80H249ZM145 82V81H144ZM143 81L141 82V84L142 83H144ZM147 82H149V81H147ZM146 82V83H147ZM153 82V80L151 81V83ZM160 82V81H159ZM162 82V83H163ZM198 82V81H197ZM197 82H195L196 84H197ZM202 82V81H201ZM204 83H205V81H203ZM219 82V81H218ZM223 82V81H222ZM106 83V84H105ZM122 83V82H121ZM125 83V82H124ZM150 83V84H151ZM170 83H171V81H170ZM174 82H172V84H173ZM182 83V82H181ZM193 83V82H192ZM194 83V84H195ZM199 83V82H198ZM209 82H207V83H205V84H207V85H209L208 84ZM215 83L216 82H214V85H215ZM228 83V82H227ZM232 83V82H231ZM120 84V83H119ZM157 84H158V82H157ZM164 84H165V82H164ZM168 84V83H167ZM172 84L170 85V86H172ZM189 83H187V84H185V85H188ZM196 84L192 87V85H191V87L190 88H194L195 86H196ZM211 84H212V82H211ZM6 85V84H5ZM9 85V86H10ZM108 85V86H107ZM123 85V84H122ZM128 85V84H127ZM130 85V84H129ZM143 85V84H142ZM151 85H153V84H151ZM159 85V84H158ZM173 85H175V83L173 84ZM181 85V84H180ZM183 85H184V83L182 84V87H183ZM184 85V86H185ZM202 85V84H201ZM201 85H198L199 87L201 86ZM229 85V84H228ZM232 85V84H231ZM234 85H235V83H234ZM121 86V85H120ZM124 86H126V84L124 85ZM145 86V85H144ZM154 86V85H153ZM162 86H163V84H162ZM162 86H160V87H162ZM167 87H168V85H166ZM206 85H204V87H205ZM102 87H105V88H102ZM127 87H129V86H127ZM149 87H152V86H149ZM159 87V92H160V90H162V88H163V90L165 89V86L164 87H162V88H160ZM166 87V88H167ZM188 87H189V85H188ZM219 87V86H218ZM233 87V86H232ZM9 88V87H8ZM8 88H6L5 87V89H7L8 90ZM169 88V87H168ZM170 88H172V87H170ZM207 89H210L208 86L206 87ZM231 88V87H230ZM264 88V87H263ZM134 91L136 90V89H134V88H132ZM156 89H158V88H156ZM174 87H173V90H171V91H174ZM177 89V88H176ZM184 89V88H183ZM182 89V90H183ZM196 89V88H195ZM202 89V88H201ZM213 89V88H212ZM211 89V90H212ZM219 90H220V88H218ZM223 89H224V86H223ZM118 90V89H117ZM155 90V89H154ZM163 90H162V93H159V94H163ZM165 90H169L170 91V89H165ZM165 90H164V92H165ZM178 90H179V88H178ZM206 90V89H205ZM217 90V89H216ZM225 90V89H224ZM2 91V90H1ZM125 91H128V90H125ZM151 91V90H150ZM153 91V90H152ZM152 91H151V93H152ZM158 90H156V92H157ZM171 91H170V93H171ZM185 91H187V90H184V92ZM191 91H193V90H191ZM196 91V90H195ZM198 91V90H197ZM196 91V92H197ZM199 91H201V90H199ZM113 92H115V91H113ZM112 92V93H113ZM131 92V91H130ZM133 92V91H132ZM148 93H149V91H147ZM167 92V91H166ZM175 92H177L176 90H175ZM175 92L174 93H171L172 95L173 94H175ZM194 92V91H193ZM196 92H194V93H196ZM223 92V91H222ZM232 92V91H231ZM9 93V92H8ZM7 93V94H8ZM111 93V94H112ZM119 93H120V91H119ZM129 93V92H128ZM135 93H137V92H135ZM139 93V92H138ZM154 93V92H153ZM179 93H182V91L181 92H179ZM188 92H186V94H187ZM190 93V92H189ZM188 93V94H189ZM193 93V94H194ZM199 93V92H198ZM198 93H196L197 95H198ZM210 93V91L208 92V94ZM235 93V92H234ZM22 94V93H21ZM115 94V93H114ZM122 94V93H121ZM126 94V93H125ZM125 94H122V96L123 95H125ZM178 94V93H177ZM182 94H184V95H186L185 93H182ZM187 94V95H188ZM191 94V96H192V93H190ZM190 94H189V96H190ZM196 94H194V96L195 97H197L196 96ZM204 94H205V92H204ZM215 94V96H219V94H217L216 95V92L214 93ZM136 95V94H135ZM139 95V94H138ZM146 95V94H145ZM167 95V94H166ZM172 95H171V98L173 99L174 97H172ZM206 95V94H205ZM226 95V94H225ZM228 95V94H227ZM226 95V96H227ZM5 96H7V95H5ZM38 96H39V94H38ZM119 96H121V95H119ZM122 96L119 98V100L122 98ZM179 95H177V97H178ZM189 96H187V98L189 97ZM194 96H192V97H194ZM214 96V95H213ZM222 96V95H221ZM226 96H224V97H226ZM229 96V95H228ZM123 97H127V95L126 96H123ZM141 96H139V98H140ZM151 97V96H150ZM180 97H181V95H180ZM200 97V96H199ZM209 97V96H208ZM230 97V96H229ZM136 98V97H135ZM138 98V100H140ZM145 98H146V96H145ZM179 98V97H178ZM182 98H184V97H182ZM187 98H185V99H187ZM228 98V97H227ZM231 99H232V95H231V97H230ZM125 99V98H124ZM123 99V100H124ZM137 99V98H136ZM151 99V98H150ZM149 99V100H150ZM196 99V98H195ZM203 99H204V97H203ZM212 99H214V98H212ZM212 99H211V97H210V99L209 100H211L212 101ZM226 99V98H225ZM9 100V99H8ZM122 100V99H121ZM154 100V99H153ZM183 100V99H182ZM182 100H180V101H182ZM188 101H189V99H187ZM186 100V101H187ZM197 100V99H196ZM207 100V98L205 99V101ZM216 100H218V99H216ZM235 100V99H234ZM233 100V101H234ZM124 101H126V100H124ZM130 101H132V99L130 100ZM130 101H128V102H130ZM174 101V100H173ZM175 101H177L176 99H175ZM174 101V102H175ZM185 101V102H186ZM193 101V100H192ZM220 101V100H219ZM218 101V102H219ZM223 101V100H222ZM222 101L220 102V103H222ZM229 101H231V100H229ZM246 101H245V103H246ZM135 102V101H134ZM133 102V103H134ZM154 102L155 103H157V101L156 100H154ZM169 102H172V101H169ZM179 102V101H178ZM184 102V101H183ZM191 102V101H190ZM194 103H196L195 101H193ZM200 102V101H199ZM207 102H208V100H207ZM225 102V101H224ZM232 102V101H231ZM238 102V101H237ZM241 102V101H240ZM122 103V102H121ZM124 103V102H123ZM131 103V102H130ZM129 103V104H130ZM133 103H131V104H133ZM141 103V102H140ZM145 103V102H144ZM152 103V102H151ZM214 103V102H213ZM219 103V104H220ZM120 104V105H119ZM146 104H147V101H146ZM186 104V103H185ZM205 103L203 102V104L202 105H204ZM210 104V103H209ZM242 106H243V103H240ZM240 104H239V106H240ZM126 105L128 106V104H127V102H126ZM139 105V104H138ZM157 105V104H156ZM155 105V106H156ZM174 105V104H173ZM178 105V104H177ZM187 105V104H186ZM185 105V106H186ZM196 105V104H195ZM210 105H212V104H210ZM210 105H208V107L210 106ZM216 105V104H215ZM229 105V104H228ZM236 105V104H235ZM238 105V104H237ZM252 105V104H251ZM123 106V105H122ZM132 106V105H131ZM133 106H134V104H133ZM175 106V105H174ZM173 106V107H174ZM194 106V105H193ZM207 106V105H206ZM205 106V107H206ZM213 106V105H212ZM225 106V105H224ZM224 106H223V108H224ZM232 106V105H231ZM125 107V106H124ZM163 107V106H162ZM162 107H160L161 108V110H163L162 109ZM170 107H171V105H170ZM177 107V106H176ZM178 107H179V105H178ZM188 107H190V105L188 106ZM197 107V106H196ZM199 107H200V105H199ZM207 107V108H208ZM220 107V106H219ZM218 107V108H219ZM250 106H248V108H249ZM132 108H134V107H132ZM152 108V107H151ZM150 108V109H151ZM198 108V107H197ZM203 108V107H202ZM201 108V109H202ZM206 108V109H207ZM210 108V107H209ZM214 108V107H213ZM222 108V107H221ZM128 109V108H127ZM130 109H131V107H130ZM158 109H159V106H158ZM184 109H187L186 107L184 108ZM184 109H183V111H184ZM189 109V108H188ZM194 108H192V110H193ZM205 109V108H204ZM211 109V108H210ZM209 109V110H210ZM225 109V108H224ZM223 109V110H224ZM257 109V108H256ZM136 110H137V108H136ZM152 110V109H151ZM160 109H159V111H161ZM180 110V109H179ZM181 110H182V106H181ZM180 110V113L182 112V114H184L183 113V111H181ZM190 110V109H189ZM191 110V111H192ZM208 110V109H207ZM215 110H216V108H215ZM239 110H240V108H239ZM248 109H246V111H247ZM261 111H262V114L261 115H263V113H264V109H260ZM128 111V110H127ZM135 111V110H134ZM149 111V113H150V110H148ZM175 111H177V110H175ZM190 111V112H191ZM198 111V110H197ZM197 111H195L196 113H197ZM201 111V110H200ZM206 111V110H205ZM217 112H218V110H216ZM215 111V112H216ZM230 111V110H229ZM249 111V110H248ZM251 111V110H250ZM255 111V110H254ZM137 112V111H136ZM136 112H132V114H135ZM153 112V111H152ZM151 112V113H152ZM187 112H189V111H187ZM209 112V111H208ZM256 112V111H255ZM139 113V112H138ZM180 113H179V115H180ZM191 113H193V112H191ZM203 113H204V111H203ZM219 113V112H218ZM222 113V112H221ZM250 113V112H249ZM251 113H252V111H251ZM1 114V113H0ZM109 115V118H108V124H107V127H108V130H106V128H105V126H103V124H101L100 125V121L98 120L99 119V117H98V119H97V116H99L100 115V118H103V115ZM154 114V113H153ZM156 114V113H155ZM199 115H202V114H200V112L198 113ZM220 114V113H219ZM223 114H224V112H223ZM228 114V113H227ZM227 114H225V116L227 117L228 115ZM237 114H239V113H237ZM243 114V113H242ZM256 114V113H255ZM131 115V114H130ZM136 115V114H135ZM158 115H161V114H158ZM168 115V114H167ZM178 115V116H179ZM185 115V114H184ZM196 115V114H195ZM208 115H209V113H208ZM230 115V114H229ZM231 115H233L232 113H231ZM253 115V114H252ZM1 116V115H0ZM142 116V115H141ZM154 115H152V117H153ZM162 116V115H161ZM164 116H166V115H164ZM214 116H216L215 114H214ZM217 116H219V115H217ZM221 116H222V114H221ZM240 116V115H239ZM245 116H247V115H245ZM7 117V116H6ZM92 118V119H95L96 121H97V123L98 124H95V122L94 123H91L90 122V120L88 121V119L89 118ZM132 117H133V115H132ZM149 117H151L150 116V114H149ZM182 117H183V115H182ZM211 117H212V115H211ZM225 117V118H226ZM229 117V116H228ZM232 117V116H231ZM231 117H230V120H231ZM252 117V116H251ZM251 117H249V118H251ZM257 117V116H256ZM264 117V116H263ZM88 118V119H87ZM158 118H161V117H158ZM185 118H186V116H185ZM188 118V117H187ZM203 118H205V117H203ZM255 118V117H254ZM262 118V117H261ZM50 119V120H51ZM104 119H106V117H104L102 120L104 121ZM139 119H141V118H139ZM156 119H157V115H156ZM164 119H166V118H164ZM163 119V120H164ZM178 119H180V117H178ZM177 119V120H178ZM183 119H184V117H183ZM208 119V118H207ZM215 119V118H214ZM243 119V118H242ZM241 119V120H242ZM264 118H262V120H263ZM129 120V119H128ZM158 120H160V119H158ZM167 120V119H166ZM170 120V119H169ZM210 120V119H209ZM217 120L219 121V118H217ZM229 120V119H228ZM246 120V119H245ZM249 120V119H248ZM256 120V119H255ZM257 120H258V118H257ZM256 120V121H257ZM261 120V119H260ZM1 121H3L4 123H5V121H7L6 119H1L0 120V122ZM30 121V120H29ZM92 121V120H91ZM102 121V122H103ZM171 121H173V120H171ZM179 121V120H178ZM184 121H186V120H184ZM210 121H212V119L210 120ZM215 121V120H214ZM217 121V122H218ZM224 121H226V120H223V122ZM236 121V120H235ZM247 121V120H246ZM256 121H255V123H256ZM166 121L164 120V123H165ZM188 122V121H187ZM222 122V123H223ZM228 122V121H227ZM239 122V121H238ZM248 123H249V121H247ZM260 122V121H259ZM262 123H264L263 121H261ZM106 123V122H105ZM132 123V122H131ZM134 123V122H133ZM155 123V122H154ZM172 123V122H171ZM208 124H210L209 122H207ZM211 123H213V124H210V125H214V124H217L216 122L214 123V122H211ZM225 123V122H224ZM242 123H245V122H242ZM252 123H253V120H252ZM254 123V124H255ZM11 124H14L15 126H17V122L15 121V119L13 120V119H11ZM125 124L123 125V126H125ZM129 124V123H128ZM139 125H140V123H138ZM159 124H160V127H161V124L162 123H158V126H159ZM168 124H170V123H167L166 125H168ZM174 124V123H173ZM180 124H181V122H180ZM179 124V125H180ZM207 124V125H208ZM225 124H227V123H225ZM228 124H229V122H228ZM6 125H8V124H6ZM5 125V126H6ZM117 125H119V124H117ZM153 125V124H152ZM164 125V124H163ZM176 125H178V122L176 123ZM186 125V123L184 122V126ZM195 125H197V124H195ZM205 125V124H204ZM210 125H208V126H210ZM218 125V124H217ZM221 125V124H220ZM238 125H239V123H238ZM241 125V124H240ZM244 125V124H243ZM250 125V124H249ZM253 125V124H252ZM256 125V124H255ZM254 125V126H255ZM21 126H23V125H21V124H19V127L21 128ZM30 126L32 127V125L30 124ZM120 126H121V124H120ZM131 126V125H130ZM138 126V125H137ZM157 126V125H156ZM172 126V125H171ZM184 126H182V128L181 129H183V127ZM237 126V125H236ZM247 126V125H246ZM253 126V127H254ZM118 127V126H117ZM126 127H128L127 126V124H126ZM125 127V128H126ZM134 127V124H133V126H132V128ZM140 127V126H139ZM155 127V126H154ZM168 127H170V126H168ZM211 127V126H210ZM233 127V126H232ZM241 127H243L242 125L241 126H239L238 128L240 129ZM256 127H257V125H256ZM256 127H254V128H256ZM263 127V126H262ZM24 128V127H23ZM22 128V129H23ZM128 128H131V127H128ZM176 128V127H175ZM179 127L177 126V128L176 129H178ZM202 128H206V127H202ZM201 128V129H202ZM212 128V127H211ZM260 127H258V129H259ZM127 129V128H126ZM125 129V130H126ZM134 129V128H133ZM172 129V128H171ZM199 129H200V127H199ZM212 129H215V127L213 126V128ZM231 129V128H230ZM233 129V128H232ZM238 129V130H239ZM242 129H244V128H242ZM246 129V128H245ZM244 129V130H245ZM263 129V128H262ZM261 129V130H262ZM34 130V129H33ZM120 130H122V128L120 129ZM124 130V129H123ZM136 130V129H135ZM135 130H134V132H135ZM157 130V129H156ZM216 130V129H215ZM215 130H213V131H215ZM241 130V129H240ZM250 130V129H249ZM16 131V130H15ZM130 131V130H129ZM132 131V130H131ZM130 131V132H131ZM207 131V130H206ZM208 131H209V129H208ZM257 131V130H256ZM9 131H5L4 130V128L3 127H1L0 126V146H2V145H4L5 144V142H10V139L11 138H14L16 141H18V144H16L15 142H12V143H14V145H16V147H18V148H23V150L25 151V154H27V156L30 158V160L31 161H34V163H36V164H41L42 162L41 161H39L38 160V157H36V154L34 153L33 154V152H31L29 149H27V147H23L26 143L28 144V142L30 143V142H33V144L34 145H36V144H40V143H42L43 142V138H42V134L38 131V130H36L35 131V133H31V134H29V135H27V138H25L23 135H20L21 133H19V134H17L18 132H11V133H8ZM133 132V133H134ZM182 132V131H181ZM184 132V131H183ZM183 132H182V134H183ZM209 132H211V131H209ZM209 132H205V133H209ZM249 132H251V130L249 131ZM132 133V132H131ZM188 133V132H187ZM212 133V132H211ZM217 133V132H216ZM234 133V132H233ZM255 133H257V132H255ZM259 133H261V132H259ZM263 133H264V130H263ZM49 134V133H48ZM204 134V133H203ZM239 134V133H238ZM240 134H242L241 132H240ZM252 134V133H251ZM253 134H254V132H253ZM186 135V134H185ZM206 135V134H205ZM255 135V134H254ZM254 135H253V138H254ZM261 135H264V134H261ZM173 136V135H172ZM175 136V135H174ZM178 136V135H177ZM182 136V135H181ZM180 136V137H181ZM189 136H191V135H189ZM207 136V135H206ZM211 136H213V135H211ZM242 136H243V134H242ZM251 136V135H250ZM257 136V135H256ZM133 137H135V136H133ZM183 137H185L184 135H183ZM193 137V136H192ZM192 137H191V139H192ZM208 137V136H207ZM221 137V136H220ZM260 136H258V138H259ZM117 138H120V140L119 141H117L118 139ZM176 138V137H175ZM188 138H190V137H188ZM188 138H187V140H188ZM196 138V137H195ZM227 139H228V137H226ZM239 138V137H238ZM252 138V140H254ZM257 138V137H256ZM255 138V139H256ZM257 138V139H258ZM261 138H262V136H261ZM134 139V138H133ZM173 140L172 141H175L174 140V138H172ZM179 139V138H178ZM178 139H176V140H178ZM181 139V138H180ZM179 139V140H180ZM183 139V138H182ZM199 139V141L201 142V140H200V138H198ZM197 139V140H198ZM210 139V138H209ZM214 139H215V137H214ZM226 139V140H227ZM132 140V139H131ZM192 140H194V139H192ZM203 140V139H202ZM206 140V139H205ZM225 140V139H224ZM230 140V139H229ZM247 140V139H246ZM250 140V139H249ZM251 140V141H252ZM262 140V139H261ZM259 141V142H262V141ZM121 141V142H120ZM130 141V140H129ZM181 141V140H180ZM184 141V140H183ZM191 141V140H190ZM189 141V142H190ZM215 142H216V139L214 140ZM219 141V140H218ZM264 141V140H263ZM44 142H46V141H44ZM176 142V141H175ZM186 142V141H185ZM188 142V143H189ZM194 142H198V141H194ZM212 142V141H211ZM222 142L224 143V141H223V139H222ZM221 142V143H222ZM244 142V141H243ZM254 142V141H253ZM128 143V142H127ZM131 143H132V141H131ZM134 143V142H133ZM170 143H173V142H170ZM191 143V142H190ZM204 143V145L203 146H201V147H204L205 146V142H203ZM203 143H201V145L203 144ZM221 143H219V146L221 145V146H226L225 144H221ZM231 143H232V140H231ZM236 143V142H235ZM238 143V142H237ZM249 143V142H248ZM255 143V142H254ZM141 144V143H140ZM159 144V143H158ZM175 144H178V142H176ZM182 144V146H183V142L181 143ZM186 144V143H185ZM194 144V143H193ZM209 144V143H208ZM215 144V143H214ZM243 143H241L240 145H242ZM247 144V143H246ZM260 144V143H259ZM13 145V144H12ZM132 144H130L129 146H131ZM139 145V144H138ZM160 145V144H159ZM158 145V146H159ZM172 145V144H171ZM174 145V144H173ZM192 145V144H191ZM197 145H198V143H197ZM211 145H213L212 143H211ZM231 147H232V145L231 144H229ZM237 145V144H236ZM249 144H247V146H248ZM124 146H125V144H124ZM140 146V145H139ZM179 146V145H178ZM185 146V145H184ZM188 146H189V144H188ZM194 146L195 145H193V148H194ZM216 146V145H215ZM218 146V147H219ZM220 146V147H221ZM229 146V147H230ZM253 147V145H251L250 144V147ZM258 146V145H257ZM261 146H264V145H261ZM118 147H119V145H118ZM128 147V146H127ZM126 147V148H127ZM141 147V146H140ZM185 147H187V146H185ZM209 147V146H208ZM220 147H219V149H220ZM249 147V146H248ZM255 147V146H254ZM123 148H125V147H123ZM129 148V147H128ZM181 148V147H180ZM183 148V147H182ZM199 148V147H198ZM228 148V147H227ZM234 148H235V146H234ZM241 148V147H240ZM246 148V147H245ZM258 148V147H257ZM263 148V147H262ZM96 149V150H95ZM191 149H192V147H191ZM190 149V150H191ZM197 149V148H196ZM213 149H215V147H213ZM223 149V148H222ZM236 149V148H235ZM6 150V149H5ZM90 150V149H89ZM104 150V149H103ZM120 150V149H119ZM122 150V149H121ZM128 150V149H127ZM131 150V149H130ZM156 149H154V151H155ZM185 150V149H184ZM189 150V151H190ZM201 150V149H200ZM207 150V149H206ZM217 150V149H216ZM227 150V149H226ZM225 150V151H226ZM237 150V149H236ZM235 150V151H236ZM240 149H238V151H239ZM254 150V149H253ZM256 150V149H255ZM108 151V152H109ZM131 151H133V150H131ZM197 151V150H196ZM195 151V152H196ZM237 151V152H238ZM241 151V150H240ZM243 151H245V150H243ZM247 151H249V150H247ZM246 151V152H247ZM38 152V151H37ZM45 152V151H44ZM43 152V153H44ZM93 152V151H92ZM111 152V153H112ZM121 152V151H120ZM130 152V151H129ZM128 152V154H130ZM139 152V151H138ZM194 152V151H193ZM195 152H194V154H195ZM201 152V151H200ZM199 152V153H200ZM230 152V151H229ZM228 152V153H229ZM242 152V151H241ZM241 152H239V154L241 153ZM245 152V153H246ZM254 152H256V151H254ZM254 152H251V153H253V154H255ZM111 153H109V154H111ZM133 153V152H132ZM188 153V152H187ZM204 153V152H203ZM202 153V154H203ZM208 153V152H207ZM210 153V152H209ZM245 153H243V154H245ZM248 153H250V151L248 152ZM258 153V152H257ZM75 154V153H74ZM79 154V155H80ZM112 154H114V153H112ZM111 154V155H112ZM127 153H126V151L125 150H123L122 152H121V156L120 157H122V158H125ZM178 154V153H177ZM184 154V156L186 155V152L185 153H183ZM193 154V155H194ZM197 154V153H196ZM212 154H213V152H212ZM214 154H218V152L217 153H215L214 152ZM213 154V155H214ZM243 154H241V155H243ZM247 154V153H246ZM245 154V155H246ZM77 155V154H76ZM82 155V154H81ZM94 155H96V154H94ZM120 154H118V156H119ZM188 155H189V153H188ZM199 155V154H198ZM207 155V154H206ZM211 155V154H210ZM209 155V156H210ZM212 155V156H213ZM219 155V154H218ZM218 155H217V157H218ZM221 155V154H220ZM102 156V155H101ZM125 156V157H124ZM131 156V155H130ZM137 156V155H136ZM215 156V155H214ZM229 156H231V155H229ZM247 156V155H246ZM19 157V156H18ZM91 157V156H90ZM100 157V156H99ZM107 157V156H106ZM186 157V156H185ZM193 157V156H192ZM198 157H201V156H198ZM205 157V156H204ZM225 157V156H224ZM227 157V156H226ZM239 157V156H238ZM241 157V156H240ZM254 157V156H253ZM24 158V157H23ZM116 158H117V155H116ZM128 159H129V157H127ZM187 158V157H186ZM203 158V157H202ZM213 158H215V157H213ZM255 158V157H254ZM259 158H260V156H259ZM258 158V159H259ZM7 159L8 160H10V161H12V162H16L17 160H18V158H16V156L15 155H10V156H8L7 157ZM98 159V158H97ZM101 159H102V157H101ZM142 159V158H141ZM141 159H138V160H141ZM191 159V158H190ZM189 159V160H190ZM216 159V158H215ZM226 159V158H225ZM225 159H223L224 161H225ZM22 160V159H21ZM85 160V159H84ZM87 160V159H86ZM88 160H89V158H88ZM98 160H100V159H98ZM105 160V159H104ZM123 160V159H122ZM135 160H137V159H135ZM189 160H187V161H189ZM195 160H196V157H195ZM199 160V159H198ZM206 160V159H205ZM216 160H218V159H216ZM216 160H214V162L216 161ZM219 160H220V158H219ZM218 160V161H219ZM23 161V160H22ZM97 161V160H96ZM95 161V159H90V161L87 163L88 164V166L89 167H103L104 168V166H102V164H104V163H100V162H96ZM119 161V160H118ZM152 160H149V162H151ZM194 161V160H193ZM222 160H220V162H221ZM228 161V160H227ZM102 162V161H101ZM111 162V161H110ZM110 162H108L109 164H110ZM113 162V161H112ZM123 162H125V161H123ZM129 162V161H128ZM213 162V161H212ZM219 162V163H220ZM23 163V162H22ZM30 163V162H29ZM33 163V164H34ZM85 163V162H84ZM106 163V162H105ZM184 164L186 163V161L185 162H183ZM182 163V164H183ZM196 163H197V161H196ZM199 163V162H198ZM197 163V164H198ZM218 163V162H217ZM223 163V162H222ZM21 164V163H20ZM26 164V163H25ZM82 164H83V162H82ZM86 164V163H85ZM107 164V163H106ZM152 164V163H151ZM190 164V163H189ZM192 164H194L193 162H192ZM191 164V165H192ZM197 164L195 165V167L197 166ZM29 165V164H28ZM42 165V164H41ZM113 165H115V162H114V164ZM123 165H124V163H123ZM122 165V166H123ZM148 165H149V163H148ZM153 165V164H152ZM186 165V164H185ZM202 165H204V164H202ZM224 165H226V164H224ZM20 166H22V165H20ZM23 166H25V165H23ZM44 166V165H43ZM83 166V165H82ZM82 166H79V167H82ZM85 166V165H84ZM109 166H111V165H109ZM134 166V165H133ZM149 166H151V165H149ZM187 166V165H186ZM193 166V165H192ZM199 166V165H198ZM222 166V165H221ZM230 165H228V167H229ZM46 167V166H45ZM114 167V166H113ZM121 167V166H120ZM126 167V166H125ZM152 167V166H151ZM189 167V166H188ZM212 167V166H211ZM216 167V166H215ZM226 167V166H225ZM253 167V166H252ZM108 168V167H107ZM124 168V167H123ZM190 168V167H189ZM87 169V168H86ZM89 169H91V168H89ZM126 169V168H125ZM125 169H123V170H125ZM191 169V168H190ZM188 170V169H187ZM196 170H198L199 171V169H198V167H197V169ZM107 171H109V173H110V171H111V169L110 170H107ZM113 171V170H112ZM111 171V172H112ZM181 171V170H180ZM189 171V170H188ZM190 171H192V170H190ZM195 171V170H194ZM198 171H196L197 172V174H198ZM122 172V171H121ZM139 172V171H138ZM193 172V171H192ZM196 172H194V173H196ZM200 172V171H199ZM189 173V172H188ZM187 173V174H188ZM193 173V174H194ZM112 174H113V172H112ZM124 174V173H123ZM139 174V173H138ZM187 174H184L185 176L187 175ZM197 174H194V176H196ZM108 175H110V174H108ZM183 175V176H184ZM189 175V174H188ZM191 175V174H190ZM141 176V175H140ZM181 176V175H180ZM199 176V175H198ZM208 176V175H207ZM115 177V176H114ZM202 177V176H201ZM201 177H199V178H201ZM205 177V176H204ZM35 178V177H34ZM36 178H37V176H36ZM108 178V177H107ZM111 178H112V176H111ZM193 178V177H192ZM186 179H187V177H186ZM195 179V178H194ZM198 179V178H197ZM203 181L202 182H205L204 181V179H202ZM188 181V180H187ZM206 181H207V178H206ZM207 182H210V180L209 181H207ZM206 182V183H207ZM190 183H191V181H190ZM206 183H204V184H206ZM210 183H212V182H210ZM189 184V183H188ZM201 184H203V183H201ZM193 185H194V183H193ZM192 185V186H193ZM207 185H208V183H207ZM195 186V185H194ZM205 186V185H204ZM208 187V186H207ZM207 187H206V189H207ZM213 187V186H212ZM135 188V187H134ZM197 188V187H196ZM199 188V187H198ZM216 188V187H215ZM194 189H195V187H194ZM210 189V188H209ZM143 190V189H142ZM198 190H200V189H198ZM202 190H204L203 188H202ZM201 190V191H202ZM208 190V189H207ZM213 191H214V189H213ZM157 192V191H156ZM195 192H197V190H195ZM199 192V191H198ZM203 192V191H202ZM201 192V193H202ZM206 192H208V191H206ZM205 192V194H208V193H206ZM204 194V193H203ZM210 194H211V192H210ZM213 194H215V193H213ZM198 195V194H197ZM212 195V194H211ZM215 195H217V194H215ZM201 196H203V195H201ZM200 197V196H199ZM210 197V195L209 196H207L206 197V199L207 198H209ZM212 197V196H211ZM215 198V197H214ZM213 197H212V199H214ZM220 198V197H219ZM218 198V199H219ZM210 199V198H209ZM217 199V200H218ZM202 201H204V199L202 200ZM205 202V201H204ZM208 202V201H207ZM211 202L213 203V201L211 200ZM216 202V201H215ZM214 204H216V203H214ZM214 204H211V205H214ZM207 205H208V203H207ZM214 207L215 206H213V209H214ZM207 208H209V205H208V207ZM209 210V209H208ZM212 210V209H211Z\"/></svg>",
    "mask_w": 264,
    "mask_h": 264
}]
</instances>
